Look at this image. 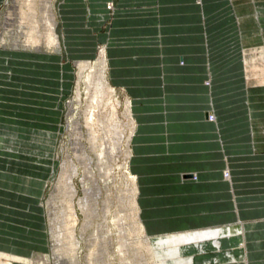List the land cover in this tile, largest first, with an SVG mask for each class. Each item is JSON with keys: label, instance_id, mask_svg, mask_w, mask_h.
I'll return each mask as SVG.
<instances>
[{"label": "crops", "instance_id": "crops-1", "mask_svg": "<svg viewBox=\"0 0 264 264\" xmlns=\"http://www.w3.org/2000/svg\"><path fill=\"white\" fill-rule=\"evenodd\" d=\"M60 5L71 20L86 18V30L74 26L84 31L78 39L93 41L91 30L108 21L116 29L104 37L108 80L130 94L147 231L239 227L244 264H264V0ZM20 57L19 66L28 64ZM148 204L154 229L143 217Z\"/></svg>", "mask_w": 264, "mask_h": 264}, {"label": "rangeland", "instance_id": "rangeland-1", "mask_svg": "<svg viewBox=\"0 0 264 264\" xmlns=\"http://www.w3.org/2000/svg\"><path fill=\"white\" fill-rule=\"evenodd\" d=\"M62 2L63 0H53L59 46L53 48L43 41L40 50L31 47H14L17 38L22 43L25 41L18 22L11 29L5 27L6 15L12 9L14 0H2L0 3V37L2 36L5 40L4 45H0V264H43L41 261L43 256L50 261V264H56L55 259L60 253L68 259L65 264H73L71 259L73 261L75 255L70 248L67 236V228L70 227L71 221L66 216V204L62 194L64 188L60 175L62 164L66 159L65 151L66 149H69V152L72 151L73 124L84 121V111L88 103L85 97L86 75L91 71V67H96L97 70L101 67L99 59L102 56L106 60V80L116 92L113 98L120 101L117 109L118 116L124 124L127 123L124 117V104L127 101L130 102L128 98L130 94L111 85L108 80L109 67H107L105 53L107 43L105 45L104 37L106 38L116 29L108 21L91 30L97 37L93 41H90L87 36L78 39L76 36L84 31L74 29V26L77 23L82 25L81 22L85 25L86 18L78 20L75 15V19L71 20L64 14L63 6L60 5ZM113 6L111 1L106 3V8L109 10H112ZM81 29L86 30V27L83 26ZM20 55L29 59L28 64L19 63L20 66L18 65ZM83 60H88L92 66L86 69L84 79L82 78L80 82L82 102L78 105L76 103L79 79L77 63ZM59 62L62 65H59ZM61 68L62 84L59 82ZM20 69L26 75L18 71ZM108 100L109 95L104 102ZM105 104L99 108L100 119L97 116L99 123L110 117L111 107ZM37 107H40V111L36 109ZM131 118L134 120L132 106ZM125 129V133L128 134L130 132L128 124ZM125 148L126 146L123 145L113 155L99 156V160L96 154L94 155L88 149L93 157L92 167L101 188V194L96 197L98 215L84 230V214L76 207L78 221L75 232L80 240V248L75 253L78 264H167L169 261L166 249L160 250L161 261H154L147 247L146 236L149 238L148 244H152L154 248V237L165 238L170 234L205 230L198 228L156 235L152 230L147 231L140 218L138 195L137 210L132 206V180L137 174L132 168L134 166L132 160L135 158L132 154L133 157L129 161L126 158ZM223 171V176L227 177L228 171L226 169ZM82 174L80 169V174L75 178L78 190L76 201L84 193ZM87 184L88 187L93 185L90 181ZM136 185L138 188L137 179ZM105 202L109 204L106 226L112 238V243L107 249L103 247V241L100 240L102 237L97 240L95 238L97 234L105 236V240L107 235L109 236L106 226L102 225ZM149 205H142L144 209L148 207L143 211V217L152 219L145 221L154 229V205ZM121 210L124 211V218L121 227H118L117 219ZM175 225L179 224L175 223ZM119 230L121 235L118 233ZM58 233L63 235L61 238L63 251L61 252L57 250L60 246L56 241ZM119 242L126 244L121 247L124 249L121 255L118 253ZM100 249L104 250L103 252L101 250L102 262L96 261L95 258L99 255ZM12 255L19 259L10 257ZM143 256L146 258L145 261H142ZM189 256L188 253L184 255V257ZM240 262L245 263L243 260Z\"/></svg>", "mask_w": 264, "mask_h": 264}, {"label": "bare ground", "instance_id": "bare-ground-1", "mask_svg": "<svg viewBox=\"0 0 264 264\" xmlns=\"http://www.w3.org/2000/svg\"><path fill=\"white\" fill-rule=\"evenodd\" d=\"M5 22L6 29H11L12 27H14L15 23L18 22L20 25V29L25 36V41L23 43L19 40V38L16 39V41L14 42L15 48L22 46L40 50L43 41H46V43L50 44L53 48H57L59 46V39L56 33L57 20L56 14L54 12L53 0H14V5L10 12L6 15ZM23 30H25V33L23 32ZM0 38V45H4V38L2 36ZM99 61L101 67L98 70L96 67H91L92 65L88 60L79 61L77 63V65L79 66V79L77 81L76 103L78 105H80V103L82 102L80 82L85 76L84 74L86 69L90 67L92 68L85 78V83L87 86L85 97L88 99V103L84 111V121H78L73 124L71 132L73 141L71 149L72 151L69 152V149H66V159L62 164V172L60 175V180L63 182L62 186L64 188V193L62 194L64 196L63 200L66 204V216H68L71 221L70 227L67 228L68 235H66L69 239L70 248L75 255L73 257V261L71 259V262H73V264H78V258L75 253L80 248V240L76 237L75 232V227L78 221L76 207H78V209L84 214V230L89 224L92 223L93 218L98 215L96 197L101 194V188L98 185V180H96L92 167L93 157L88 152V149L91 150L94 155L96 154L99 160V156L113 155L115 152L119 151L123 145H125L126 158L130 161L133 154L131 150V140L136 132V124L131 118V103L127 101L124 104V117L127 122L126 124L129 125L130 132L128 134L125 133L124 130H126V124L121 121L117 111L118 107L120 106V101L116 98H113L116 92L112 87L108 85L105 77V72H107L105 71L106 60L102 56L100 57ZM108 95L109 100L107 102H104L105 98H108ZM104 103H106L105 105H110L111 107V111L109 113L110 117L108 119L100 121L99 123V108H101ZM97 116L99 119H97ZM208 118L213 121L215 119V116L209 115ZM57 125L59 126V128H61L59 124ZM69 126L71 125L69 124ZM80 169L83 173L81 182L84 193L83 196L79 197L76 201L78 190L75 184V178L80 174ZM226 176L228 177L227 172ZM136 179L137 177L133 176L132 206L135 210H137L136 197L138 195ZM88 181L92 182L93 185L91 187H88ZM53 204H55V202ZM108 210L109 204L105 202L103 206V227L107 225L106 221L108 220ZM123 213L124 211L121 210V214L117 219L119 225L118 227H121L122 225V221L124 218ZM106 229L107 233L109 234L110 230L107 226ZM141 230L143 231L142 226ZM52 231L53 230L51 229V233ZM62 232L63 231H61V233ZM118 233L121 235L120 230L118 231ZM62 237L63 235H61L60 233H58L56 237V241H58V245H60L59 247H57L56 245L59 252L63 251V240L61 239ZM101 237L102 239L100 240L103 241V247L107 249V247H109V244L112 243L111 235H107L106 240L104 239L105 236L103 237L102 235L98 234L95 238L97 240V238ZM146 237L147 247H149L151 257L154 258V261H161L160 250L166 249L169 261L167 264H242L240 262L242 260L244 262H247V254L244 249L243 233L241 232V229L239 227L206 228L205 230L195 232L190 231L175 233L172 235L170 234L165 238H162L161 236L154 237V248L152 244H148L149 238L148 236ZM125 245L126 244L124 242H121L119 244L118 253L120 255L124 251V249H122L121 247H124ZM101 250L102 249H100L99 251L97 250L99 252L98 256H95L96 252L94 251L96 261L102 262L103 256L101 253L104 250H102V252ZM186 253L190 254V256L184 257ZM10 257L19 259L14 255ZM74 258L76 261L74 260ZM22 259L27 260L26 258ZM145 260L146 258L145 256H143L142 261ZM41 261L43 264H50V261H48L45 256H43ZM67 261L68 259H66L61 253L55 259L56 264H65Z\"/></svg>", "mask_w": 264, "mask_h": 264}]
</instances>
